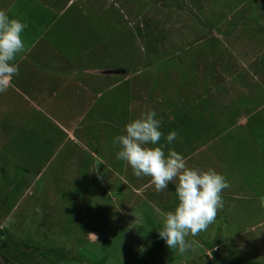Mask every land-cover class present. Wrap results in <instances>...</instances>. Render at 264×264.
I'll return each instance as SVG.
<instances>
[{"label":"rangeland","instance_id":"rangeland-1","mask_svg":"<svg viewBox=\"0 0 264 264\" xmlns=\"http://www.w3.org/2000/svg\"><path fill=\"white\" fill-rule=\"evenodd\" d=\"M47 4L48 15L33 12L52 20L35 43L45 66L19 69L47 83L16 86H45L48 112L33 108L35 131L13 148L21 167L26 155L46 166L29 173L0 162V264H264V131H253L264 127V68L252 67L259 52L241 48L263 39L264 0ZM224 93L246 130L226 129L236 117L220 115ZM153 110L162 137L146 147L174 150L230 185L183 254L158 235L178 205L176 181L158 193L116 158L115 137Z\"/></svg>","mask_w":264,"mask_h":264},{"label":"clouds","instance_id":"clouds-1","mask_svg":"<svg viewBox=\"0 0 264 264\" xmlns=\"http://www.w3.org/2000/svg\"><path fill=\"white\" fill-rule=\"evenodd\" d=\"M27 26L0 10V93L6 92L13 77L19 74L18 66L11 62L25 49L21 34ZM155 117L154 110L148 111L126 125L125 133L113 141L120 146L116 158L125 161L137 178L150 177L158 193L167 189L169 182L176 181L179 202L174 211L165 214L158 235L170 249L183 254L191 247L185 238L197 236L215 221L218 210L223 208L221 193L230 185L223 175L211 169L199 171L186 167L184 157L174 150L165 157L161 147H146L157 145L162 137L161 121ZM177 135L170 132L167 142L171 143Z\"/></svg>","mask_w":264,"mask_h":264},{"label":"crops","instance_id":"crops-1","mask_svg":"<svg viewBox=\"0 0 264 264\" xmlns=\"http://www.w3.org/2000/svg\"><path fill=\"white\" fill-rule=\"evenodd\" d=\"M47 2L48 0H0V10L5 11L10 19H18L28 25L21 34V38L25 44V49L21 53H18L14 61L11 62L16 64L18 66V69L45 66L44 64H37V59L40 56H37L35 53V48L39 47L36 46L35 43L37 42V44L42 45L41 42L44 41L47 35V32L44 29L46 26L51 25L52 20L49 18V21L46 24L45 18L41 19L35 17L33 15V12H40L41 16L44 13L48 15L50 12H53L52 8L49 6V4H47ZM61 11L62 9L59 10V12ZM54 13H56V11ZM41 20L42 24H39ZM261 35L263 36V39H261V42L259 44L253 42L251 45H241V48L251 50V54L253 55L254 59L257 52L260 53L257 56L261 58H258L257 61H254L255 64L253 63L252 65V67L256 68H264V32H262ZM257 49L259 51H257ZM44 52L45 50H43V54ZM20 74L22 73L19 72V75L13 77L11 86L6 92L0 93V162H2V158L4 157L6 158L5 162H8V165L11 164L12 166H10L12 168H18V171L25 172L22 170L24 168V170H27V172L29 173L32 171L33 173H35V169L37 167H39V169H45L46 161L44 160L43 162H40L39 165H35V159L29 162L30 158H27L26 155V157H23L25 159L23 163H27L26 166L28 168L26 169L25 167L20 166V163L22 162L20 160V157H22L23 155H20L19 152H16V150H13V148H17L19 146V141L22 140V137H24L25 139L26 137H28V133L35 131V128L31 126L36 125V117H38L39 115L36 114V111H34V109L36 108L37 110L43 112V114H45L46 111L48 112V100H50V98L47 96L45 86H36V89L27 87L25 88L26 91L23 88L16 86L23 84L45 85L47 81L43 77H30ZM34 93L38 95L37 100H34L32 96V94ZM227 94L229 95H226V97L230 99L233 98V96L229 92ZM224 96L225 93L224 95H220V98H218V101L220 102L217 104L220 106L217 107L219 110L221 108L222 110H224L222 114H219L221 116L230 115L236 117L234 119L235 122L226 127V129L229 128V130H231L234 128L238 130H246V123L242 122V119H245L243 117V115L245 114L243 109H233L234 106L229 107L227 103L229 101L224 99ZM214 107L215 106H210V108L208 109L217 110V108ZM210 112L212 113V111ZM41 120L43 119H39V121ZM258 130L264 131V127H261L260 129H253V131ZM0 167H2V165ZM2 170L3 168H0V175L3 172ZM0 177L2 178V176Z\"/></svg>","mask_w":264,"mask_h":264}]
</instances>
